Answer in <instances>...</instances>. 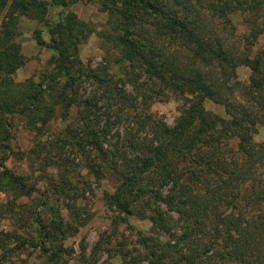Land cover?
Masks as SVG:
<instances>
[{
    "label": "trees",
    "instance_id": "1",
    "mask_svg": "<svg viewBox=\"0 0 264 264\" xmlns=\"http://www.w3.org/2000/svg\"><path fill=\"white\" fill-rule=\"evenodd\" d=\"M110 1L120 7H110ZM101 2L115 24L114 33L104 36L122 58L155 84L185 101L173 127L145 114V118L136 122L137 135L132 130L127 131V138L118 133L120 139L113 149L103 147L102 135L95 124L86 132L88 145L98 152L101 163L109 164L118 180L115 192L106 193L105 200L120 214L147 217L151 212L149 218L154 225L151 233L162 230L171 234L173 230L163 206L178 211L184 222L193 220L198 224L191 227L187 224V231L198 229L196 226L208 219L214 232L213 242L209 240L203 244L204 248L191 249L180 247L185 237L179 242L170 239L166 243H153L152 234L148 235L142 238L144 252L121 251L122 263L264 264V214L258 212L256 218L247 220L243 211L224 215L220 208L233 204L236 210L243 199H252V205H258L264 212V175L258 178L257 173L259 167H264V142L255 141L258 125L264 123V48L254 52L258 40L264 39V0ZM47 14L45 0H0V143L10 138L9 126L14 114L27 116L33 126L39 121L45 125L54 114L55 104L78 105V99L68 90L83 72L80 45L96 28L72 11L51 27L49 45L57 53L56 69L58 75L66 78L59 94L56 97L51 94L52 104L46 102L42 83L32 79L16 83L10 78L27 62L17 41L19 15L45 20ZM235 18H242L248 26L243 51L229 45L222 35L215 34L218 29H235ZM217 22L222 27L219 24L215 27ZM35 39L39 45L46 44L40 30ZM240 66L252 70L249 84L239 81L237 69ZM121 81L123 85L133 84L138 96L148 99L138 80L129 77ZM234 92L248 98L250 105L233 101L230 95ZM119 96L130 99L120 89ZM207 101L222 105L227 116L208 111ZM89 113L81 112L86 123ZM91 114L97 115L96 112ZM113 126H106L105 135ZM142 131H148L149 137L141 138L139 132ZM236 139L237 150H234L231 143ZM219 146L228 147L222 151L226 154H214ZM227 154L232 159L228 165L225 163ZM5 160L0 159L2 179L21 184L20 177L6 167ZM101 163L88 164L97 178L103 176ZM248 181L252 192L244 197L240 185ZM140 204L148 206V209L142 206L146 211L139 212L143 213H137ZM43 227L53 248L50 260L57 264L67 251L64 240L72 227L56 213L50 228ZM102 246L101 240L94 253Z\"/></svg>",
    "mask_w": 264,
    "mask_h": 264
},
{
    "label": "rangeland",
    "instance_id": "2",
    "mask_svg": "<svg viewBox=\"0 0 264 264\" xmlns=\"http://www.w3.org/2000/svg\"><path fill=\"white\" fill-rule=\"evenodd\" d=\"M45 1L48 2L45 20L19 15L17 41L21 44L27 62L10 78L16 83L27 79L42 83L41 88L45 90L47 104H52L66 80L64 75H58L55 65L57 53L49 45L51 27L62 22L65 15L72 11L81 20L91 23L96 32L80 45L79 57L81 66L84 67L83 72L75 79L73 88L68 90L70 95L76 96L78 105L68 106L63 102L55 104L54 114L45 125L39 121L33 126L27 116L14 114L10 120V138L0 143V159L6 158V167L21 179V184L13 183L2 179L0 174V264H53L50 260L53 252L51 239L46 236L47 230L43 225L50 228L54 213L72 227V232L64 240L67 251L63 252L57 264H123L121 251L144 252L142 238L151 234L153 243H166L170 239L179 242L185 237L180 241V247L204 248L205 242L214 240L211 220L207 219L196 226L198 229L189 232L187 224L189 227L198 224L193 220L184 222L178 211L167 210L163 206L162 210L166 211L173 230L171 234L162 230L151 233L154 226L149 218L151 212L147 217H142L140 214H120L111 207L105 196L106 193L115 192L118 180L109 164L101 163L98 152L85 139L88 138L86 132L95 124L102 135L103 147L107 150L113 149L120 139L118 133L127 138V131L132 130L137 135L136 122L145 118V114L173 127L185 105L184 99L155 84L122 58L118 49L104 36L105 33L113 32L115 24L101 0ZM108 3L110 7H120L118 3ZM234 21L237 29H218L220 31L215 34L222 35L229 45L243 51V38L247 34L248 26L242 18H235ZM218 24L215 23V27ZM218 26L222 27L220 24ZM38 30L45 40L44 46L39 45L35 39ZM206 31L210 34L209 30ZM262 48L264 39L258 40L254 52ZM237 73L241 83H250L252 70L249 67L240 66ZM131 74L134 75L131 77ZM129 77L138 80L148 96L147 100L138 96L135 86L130 82L123 85L121 80ZM119 89L125 91L130 99H122ZM230 98L250 105L248 98L240 92H234ZM205 106L214 114L227 116L224 107L219 103L207 101ZM88 111L90 113L86 123L82 120L81 112L85 114ZM93 112L97 115H92ZM108 125L114 126L105 135ZM139 136L149 137L148 131L139 132ZM255 141L264 142V123L258 125ZM231 145L237 150V139ZM227 149V146H219L214 154H226L222 151ZM231 161L227 154L225 163L228 165ZM91 162L101 163L104 171L101 178H97L90 170L88 164ZM2 171L3 168L0 167V173ZM257 173L258 178H262L264 167H259ZM249 184L250 181L240 185L243 187L241 194L244 197L252 192ZM157 204L163 205L161 202ZM252 204V199H243L236 210L233 204L222 205L220 208L224 215L243 211V217L252 220L257 217L256 213L264 214L258 205ZM142 206L148 209V206L140 204L137 213L146 211ZM262 206L264 209V203ZM101 240V250L94 253ZM219 246L220 243L215 249ZM219 263L225 264L224 261Z\"/></svg>",
    "mask_w": 264,
    "mask_h": 264
}]
</instances>
